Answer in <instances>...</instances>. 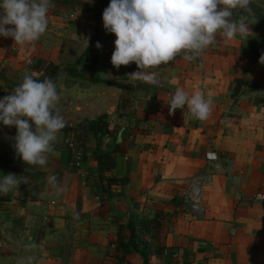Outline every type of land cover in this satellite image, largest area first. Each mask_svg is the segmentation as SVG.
<instances>
[{"label":"crops","instance_id":"obj_1","mask_svg":"<svg viewBox=\"0 0 264 264\" xmlns=\"http://www.w3.org/2000/svg\"><path fill=\"white\" fill-rule=\"evenodd\" d=\"M109 3L51 0L34 44L0 36V98L35 73L55 81L65 119L45 166L24 164L16 128L0 123V180L20 184L0 195V264H264V206L252 202L264 194V0H253L247 37H218L191 61L147 69L157 85L128 75L135 63L112 66ZM66 80L90 89L66 90ZM177 88L210 98L209 117L184 118L186 106L169 115ZM100 117L105 132L95 134L88 123ZM210 151L217 161L205 159ZM198 177L196 210L182 192Z\"/></svg>","mask_w":264,"mask_h":264},{"label":"clouds","instance_id":"obj_2","mask_svg":"<svg viewBox=\"0 0 264 264\" xmlns=\"http://www.w3.org/2000/svg\"><path fill=\"white\" fill-rule=\"evenodd\" d=\"M252 3L253 0H110L102 20L105 32L116 36L111 64L118 70L135 63L137 71L128 75L157 85L159 81L147 69L167 65L180 55L191 61L217 43L218 37L227 42L237 34L247 37L252 33L247 22L255 18ZM50 6L51 0H0V36L11 38L13 46L34 44L47 31ZM237 13L239 19L234 18ZM75 38L89 47L88 37L75 33ZM96 48H101L99 42ZM260 63L264 64V55ZM59 100L55 81L40 80L35 73H26L11 93L0 98V123L16 128L13 146L24 164L45 166L49 154L54 153L65 126ZM212 103L199 91L190 94L177 88L166 105L169 115L186 106L184 118L204 121L211 114ZM47 182L55 195L64 191L56 175L48 177ZM19 186L17 176L4 175L0 195L18 191ZM33 259L27 257L29 264ZM18 264L26 262L21 258Z\"/></svg>","mask_w":264,"mask_h":264},{"label":"built area","instance_id":"obj_3","mask_svg":"<svg viewBox=\"0 0 264 264\" xmlns=\"http://www.w3.org/2000/svg\"><path fill=\"white\" fill-rule=\"evenodd\" d=\"M214 154V157L213 155ZM217 153L215 151H210L206 153L205 159L209 162H215L217 161ZM202 184V177H198L196 179H193L189 187L182 192V195L189 198L192 201L193 207L196 210H199V198H200V189ZM253 203H258L264 206V194L263 193H257L252 198Z\"/></svg>","mask_w":264,"mask_h":264},{"label":"trees","instance_id":"obj_4","mask_svg":"<svg viewBox=\"0 0 264 264\" xmlns=\"http://www.w3.org/2000/svg\"><path fill=\"white\" fill-rule=\"evenodd\" d=\"M256 56H253V58H255ZM56 74V72H54V75ZM243 84L240 81H238V85ZM103 117H100L97 121V125L93 122L88 123L90 130H92L95 134H97L98 132L104 133L105 131H103V128H106V125L103 123ZM101 129V130H100ZM111 183H116V180H112ZM122 246L121 241H117V247Z\"/></svg>","mask_w":264,"mask_h":264},{"label":"water","instance_id":"obj_5","mask_svg":"<svg viewBox=\"0 0 264 264\" xmlns=\"http://www.w3.org/2000/svg\"><path fill=\"white\" fill-rule=\"evenodd\" d=\"M64 88L66 90H71V89H90V85L89 84H85L79 81H73V80H66L64 82ZM93 89L97 90V87H93ZM32 127H35V125L33 124Z\"/></svg>","mask_w":264,"mask_h":264}]
</instances>
